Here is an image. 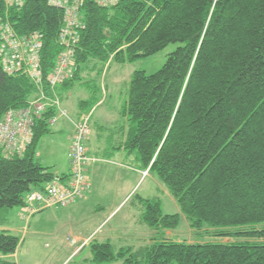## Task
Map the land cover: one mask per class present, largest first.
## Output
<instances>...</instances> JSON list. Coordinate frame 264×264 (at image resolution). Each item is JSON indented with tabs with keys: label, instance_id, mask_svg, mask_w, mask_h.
<instances>
[{
	"label": "trees",
	"instance_id": "1",
	"mask_svg": "<svg viewBox=\"0 0 264 264\" xmlns=\"http://www.w3.org/2000/svg\"><path fill=\"white\" fill-rule=\"evenodd\" d=\"M90 2L81 9L76 70L60 87L101 72L111 60L133 64L179 45L157 73H134L121 111L128 118L124 150L168 188L192 231L232 242L153 238L139 248L93 242L91 257L80 264H264V0H121L111 8ZM0 23L20 38L43 36L46 83L64 50V12L48 0L22 6L0 0ZM58 91L50 97L61 102ZM39 97L27 76H9L0 66V122ZM58 116L49 108L36 122L23 157L0 154V227L28 194L57 178L37 151ZM141 206L140 222L154 232L180 226L181 217L163 214L159 199ZM20 244L0 232V264H16L11 259Z\"/></svg>",
	"mask_w": 264,
	"mask_h": 264
},
{
	"label": "rangeland",
	"instance_id": "2",
	"mask_svg": "<svg viewBox=\"0 0 264 264\" xmlns=\"http://www.w3.org/2000/svg\"><path fill=\"white\" fill-rule=\"evenodd\" d=\"M178 47L179 45H169L157 55L141 59L133 64H121L111 60L101 72L97 70L91 75L86 72L82 76L83 81L75 82L66 89L59 87L61 108L66 112L67 117L56 118V122L51 126L52 133L41 141L37 158L42 165L59 176L68 172L71 163L69 153L74 135L72 129L75 132V123H79L84 117H91V127L95 131H98V127L95 126L105 127L109 138L118 133L119 127L128 119L122 117L121 111L129 98V87L134 73L145 72L148 75L157 73ZM84 101L92 102L82 107L81 104ZM72 120H77L74 121V125ZM57 121L59 122L56 125ZM115 160H112V163ZM97 166L111 169L102 175L99 174L98 184L104 190V195L95 197L81 206L77 205L80 203L78 202L75 204L77 206L73 205L70 208L55 207L39 213H31L28 216L22 209L15 208L7 214V223L5 228L0 227V232L7 231L21 241L17 254L11 259L13 262L16 264H80L91 257L90 246L93 242L110 240L118 248L124 246L126 243L119 241L118 236L127 238L128 244L133 248L152 244L153 238L159 241L165 238L177 243L191 244L232 242V240L212 238L206 232L199 235L198 232L192 231L186 216L181 213L178 203L168 188L155 174L144 172L135 152H133V163L130 167L133 172V191L113 219L104 224L110 217L113 206L118 204L119 200L122 201L124 196L120 193L115 195L114 191L119 192L115 189L116 181L113 179L110 182L108 179L117 176L116 172L109 168L112 165L98 164ZM68 174L69 172L65 175ZM155 198L161 201L163 214L181 217L178 229L156 233L149 226L139 222L143 209L141 202ZM99 203L104 205V208H99L97 206ZM9 228L12 231H9ZM78 237L83 238V241L78 242ZM79 247L81 251L78 250L75 253Z\"/></svg>",
	"mask_w": 264,
	"mask_h": 264
},
{
	"label": "built area",
	"instance_id": "3",
	"mask_svg": "<svg viewBox=\"0 0 264 264\" xmlns=\"http://www.w3.org/2000/svg\"><path fill=\"white\" fill-rule=\"evenodd\" d=\"M25 0H7L9 6H22ZM87 0H48L51 7L64 12V24L59 42L64 48L58 56L55 67L44 83L42 71L43 36L34 33L30 36L18 37L9 25L0 23V66L9 76L17 74L27 76L41 91V97L30 103L29 107L9 111L0 122V154L6 158L23 157L32 143L34 127L49 108H57L61 116L67 117L61 108L59 97L52 98L57 89L73 77L76 70L74 52L79 40V30L84 29L81 21V9ZM102 7H110L121 0H88ZM44 84L50 91H44ZM7 119V120H6ZM6 120V121H5ZM56 119L50 121L54 125ZM91 134V117H84L75 123V132L69 153L71 159L70 174L57 177L47 183L42 190L33 191L24 200L21 208L28 216L50 208H69L84 200L91 192L88 176L89 168L95 159L88 154L87 144Z\"/></svg>",
	"mask_w": 264,
	"mask_h": 264
},
{
	"label": "crops",
	"instance_id": "4",
	"mask_svg": "<svg viewBox=\"0 0 264 264\" xmlns=\"http://www.w3.org/2000/svg\"><path fill=\"white\" fill-rule=\"evenodd\" d=\"M58 90H59L58 93H60V89H58ZM57 118H63V117L58 116ZM74 121L76 122L77 120H72L73 125L75 123ZM58 122L59 121H57L56 125L58 124ZM95 127H98V129H97L98 131L93 130V128L91 127L90 139H89L88 144H87V149H88V153H89L90 157L97 160V162L94 163L89 170V178H90V183H91L92 188H91V192L89 193V195L84 200H82L80 203H78L77 205L81 206L85 202H89V200H92L95 197L102 196L105 194L104 190L98 184L99 174L101 173V175H102L111 169L101 168V167H98L97 165L98 164L112 165L109 168H112L116 172L117 176L115 178H108V176H106V177L110 180V182H112V180L115 179V181H116V188L115 189L119 192L114 191V193H116L115 195L120 193L121 196H124V199L122 201L119 200L118 204L113 206V210L110 211V213H111L110 217L104 222V224H106L109 220L113 219V216L120 209V207L126 203L129 195L133 191V172L130 170L131 169L130 167L132 166V163H133V154H129V153H127L126 150H124V145H125V142H126L127 136H128L127 135L128 134L127 120H126V122H124L123 125H121L119 127V132L114 134V136L112 138H109L107 136V132H106L107 129L105 127H103V126H95ZM72 131L74 133V129H72ZM73 133H72V135H73ZM115 159H117V160H115ZM112 160H115V162L112 163ZM70 169H71V166L69 164V170H68L69 174H70ZM68 172L61 174V176H59L58 174H55V175L57 177H67L69 174L68 175H65V174H67ZM63 175H65V176H63ZM129 185H130V187H129ZM113 194H111V195H113ZM77 205H75V206H77ZM97 206H99V208H104V205H102L100 203L97 204ZM1 228H5V227H1ZM9 231H12V229L9 228ZM118 238L120 239L119 241H124V243H126L124 246H120V248L133 247V246H130V244H128V242L126 240L127 238L124 239L122 236H118L117 239ZM77 241L81 242V241H83V238L78 237ZM107 242L112 243L110 240H107ZM103 243H105V242H103ZM78 250L81 251L80 247L78 249H76L75 253ZM84 251H85V249L83 250V252ZM75 253H74V255H75ZM82 253H80V255Z\"/></svg>",
	"mask_w": 264,
	"mask_h": 264
},
{
	"label": "bare ground",
	"instance_id": "5",
	"mask_svg": "<svg viewBox=\"0 0 264 264\" xmlns=\"http://www.w3.org/2000/svg\"><path fill=\"white\" fill-rule=\"evenodd\" d=\"M91 3V2H90ZM111 8V7H110Z\"/></svg>",
	"mask_w": 264,
	"mask_h": 264
}]
</instances>
